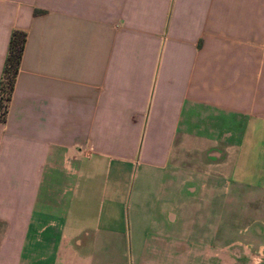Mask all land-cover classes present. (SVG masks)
Wrapping results in <instances>:
<instances>
[{"label":"crops","instance_id":"obj_1","mask_svg":"<svg viewBox=\"0 0 264 264\" xmlns=\"http://www.w3.org/2000/svg\"><path fill=\"white\" fill-rule=\"evenodd\" d=\"M12 29L0 264H264V0H0V72Z\"/></svg>","mask_w":264,"mask_h":264},{"label":"rangeland","instance_id":"obj_2","mask_svg":"<svg viewBox=\"0 0 264 264\" xmlns=\"http://www.w3.org/2000/svg\"><path fill=\"white\" fill-rule=\"evenodd\" d=\"M151 183L155 186L158 184V180L156 177L150 178ZM251 195V193H250ZM239 211L241 210H236L234 209V217L240 218ZM242 216L247 219V225L240 224L238 223L234 225V237H245V235L250 236L252 235L255 236L256 233L254 232V228H256V223L258 222L259 219V210L256 208H249L246 210H243ZM2 231V225L0 223V233ZM248 232L247 234H245ZM260 232V231H259ZM257 235V234H256ZM252 241H238V239L233 243L232 246V264H257L261 258V252L260 249L257 247H254L251 245ZM133 245V243H132ZM134 255V249L132 246V264H136L135 257ZM130 259V257H129ZM156 262L160 261V258H155Z\"/></svg>","mask_w":264,"mask_h":264},{"label":"trees","instance_id":"obj_3","mask_svg":"<svg viewBox=\"0 0 264 264\" xmlns=\"http://www.w3.org/2000/svg\"><path fill=\"white\" fill-rule=\"evenodd\" d=\"M25 31L12 29L9 35L6 54L0 72V122L6 117L14 79L19 66L25 41Z\"/></svg>","mask_w":264,"mask_h":264}]
</instances>
